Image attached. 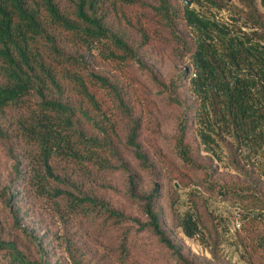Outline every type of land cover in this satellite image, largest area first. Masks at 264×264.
I'll use <instances>...</instances> for the list:
<instances>
[{
  "label": "trees",
  "instance_id": "trees-1",
  "mask_svg": "<svg viewBox=\"0 0 264 264\" xmlns=\"http://www.w3.org/2000/svg\"><path fill=\"white\" fill-rule=\"evenodd\" d=\"M183 1L178 10L171 0H156L157 16L189 58L167 83L157 81L160 94L180 110L174 151L183 166L201 170L208 179L218 170L202 167L206 162L201 152L222 161L218 149L227 151L236 181L218 183L219 193L245 196L247 219L262 225L263 232L254 236L264 251V0L262 11L254 0ZM105 2L69 0L70 6L63 7L60 0H0V113L15 112L14 130L35 163V187L55 202L56 218L64 228L75 221L96 222L119 240L121 258L129 257L134 239L147 230L179 263L191 264L155 209L159 184L147 195L131 189L130 196L143 203L145 223L112 206L94 186L106 173L129 172L125 152L132 153L144 171L153 168L140 142L142 121L134 118L126 92L91 71L85 55L69 51L77 45L96 49V44L108 41L114 49L106 48V58L120 63L138 60L140 46L112 32ZM223 10L228 13L220 17ZM179 21L189 31L179 29ZM140 34L146 41V32L141 29ZM91 84L107 91L114 100L112 108L98 100ZM70 86L81 97L80 105L66 95ZM113 108L129 120L123 137ZM8 136L9 129L0 127V139L7 141ZM11 159L16 183L33 185L28 169L21 168L22 160L13 154ZM13 198L14 194L7 195L9 203ZM178 222L187 237L205 236L196 210L185 212ZM65 244L74 258L78 249L74 251L70 238ZM0 252L7 253L13 264H38L11 241L0 239Z\"/></svg>",
  "mask_w": 264,
  "mask_h": 264
},
{
  "label": "rangeland",
  "instance_id": "rangeland-1",
  "mask_svg": "<svg viewBox=\"0 0 264 264\" xmlns=\"http://www.w3.org/2000/svg\"><path fill=\"white\" fill-rule=\"evenodd\" d=\"M129 1L106 0L105 7L109 9L107 22L112 32L121 33L140 46L138 60L120 63L106 58V48L114 49L108 41L96 44V49L77 45L70 46L69 51L85 55L90 61L91 71L107 77L126 92L134 118L142 121L140 142L153 168L144 171L133 154L125 152L129 172L106 173L94 185L95 188L104 194L112 206L145 223L143 203L130 196L131 189L134 186L137 195H147L159 184L155 209L162 215L165 229L171 233L173 243L180 247L185 259L191 264H264V251L259 248L254 236L255 233L263 232L262 225L247 219L245 196L219 193L221 183L236 181V172L227 164V151L218 149L222 161H216L205 151L201 152L202 162H206L202 163V167H217L219 172L209 179L201 170L183 166L176 156L174 136L180 110L167 101L164 93L160 94L158 82L167 83L178 69L188 64L189 58L182 54L173 32L157 16L156 0ZM254 1L262 11L260 0ZM60 2L63 7L70 6L69 0ZM171 3L176 9L182 10L184 1L171 0ZM189 6L199 8L191 2ZM227 13L223 10L219 16H226ZM178 27L183 32L189 31L181 21ZM141 29L148 35L146 41H142ZM63 43L66 44L65 41ZM91 91L105 107L112 108L114 100L106 90L91 84ZM66 95L77 105L81 104V97L72 86L66 89ZM36 101V97L31 100L32 104ZM83 105L88 107L86 101ZM111 110L116 113L118 131L123 137L129 120L123 118L116 108ZM14 114L12 110L0 113V127L9 129L7 141L0 139L1 240L14 242L22 253L38 264H184L179 263L147 230L134 239L129 257L121 258L117 251L119 240L96 222L75 221L70 227L64 228L56 218L55 202L44 198L39 188L35 187V163L31 159V152H26L27 146L14 130ZM29 150L32 151V148ZM12 154L22 160L21 168L28 169L29 177H33V185L16 183L17 173ZM14 183L16 187H13ZM100 186H104V189ZM89 187L87 183L85 189ZM4 192L6 196L2 197ZM10 193L14 194L11 203L7 201ZM195 210L205 227L204 237L199 234L187 237L178 225L179 217ZM251 229L254 232L250 235ZM67 238L74 243V251L78 249L74 258L66 250ZM32 239H36V242ZM241 241L249 243L247 248ZM0 264L13 263L7 253L0 252Z\"/></svg>",
  "mask_w": 264,
  "mask_h": 264
},
{
  "label": "water",
  "instance_id": "water-1",
  "mask_svg": "<svg viewBox=\"0 0 264 264\" xmlns=\"http://www.w3.org/2000/svg\"><path fill=\"white\" fill-rule=\"evenodd\" d=\"M187 4L190 5V1H187Z\"/></svg>",
  "mask_w": 264,
  "mask_h": 264
}]
</instances>
